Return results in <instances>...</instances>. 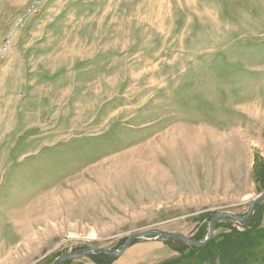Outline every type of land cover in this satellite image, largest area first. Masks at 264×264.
Returning <instances> with one entry per match:
<instances>
[{"label": "rangeland", "instance_id": "1", "mask_svg": "<svg viewBox=\"0 0 264 264\" xmlns=\"http://www.w3.org/2000/svg\"><path fill=\"white\" fill-rule=\"evenodd\" d=\"M263 192L264 0H0V264L204 238Z\"/></svg>", "mask_w": 264, "mask_h": 264}, {"label": "trees", "instance_id": "2", "mask_svg": "<svg viewBox=\"0 0 264 264\" xmlns=\"http://www.w3.org/2000/svg\"><path fill=\"white\" fill-rule=\"evenodd\" d=\"M262 216L263 213L262 215L258 214V207H256L253 217L248 222L240 223L241 230L229 226L227 233L214 237L202 247L190 246L175 239L173 242L177 245L172 246L171 249L178 256L158 264H264ZM212 217L208 218V222ZM225 220L231 221L229 219ZM204 238L203 235H197L193 239L203 240ZM91 257H99L100 260L95 262L96 264H112L114 260L113 257L105 254H94ZM72 262L69 261L64 264H72Z\"/></svg>", "mask_w": 264, "mask_h": 264}, {"label": "water", "instance_id": "3", "mask_svg": "<svg viewBox=\"0 0 264 264\" xmlns=\"http://www.w3.org/2000/svg\"><path fill=\"white\" fill-rule=\"evenodd\" d=\"M262 201H264V192L257 195L252 200L247 213L243 216H239L231 212H220V213L215 214L209 222L208 234L205 236L203 240H199V241L194 240L192 238L186 237L181 234L165 233V232H160V231H148V232L137 233V234L129 236L125 240V242L123 243L122 247L119 250H112V249H107V248H92V247L78 249L75 251L65 253L61 256H58L54 260V262H52L51 264H64L65 262L80 260L82 258L88 257L90 255H94V254H105L113 258H117L121 256L122 254H124V252L131 246V244H133V242L137 240L171 238V239L181 240L191 246L202 247L208 244L214 238L216 224L219 220L230 219V220H233L239 223L247 222L255 214V208L257 204H259Z\"/></svg>", "mask_w": 264, "mask_h": 264}]
</instances>
